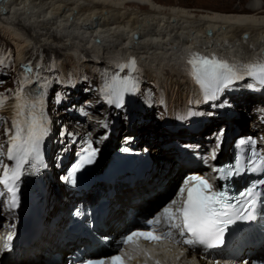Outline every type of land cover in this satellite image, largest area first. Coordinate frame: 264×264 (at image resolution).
<instances>
[{
  "label": "bare ground",
  "instance_id": "6f19581e",
  "mask_svg": "<svg viewBox=\"0 0 264 264\" xmlns=\"http://www.w3.org/2000/svg\"><path fill=\"white\" fill-rule=\"evenodd\" d=\"M0 33L16 45L18 57H22L24 51L32 44L36 49H42L41 51L45 52L65 50L68 54L66 60L70 62L71 67L70 69L66 67V60H63L61 61L63 66L56 70V75L63 84L57 91L58 101L62 103L60 105L64 109L75 105L77 107L78 103L74 97L81 94L82 80L87 74L95 76L102 73L99 69L101 65L83 60L93 57L114 63V67L111 65V69L107 72L109 80L118 71L122 76H133L138 81L133 110L139 119H144L148 115L140 111L144 102L142 97H146L145 91L149 87L144 82L146 78L150 81L154 80L158 87V95L155 97L148 95L147 99L161 109H163L162 105L166 107L169 124H179L178 127L160 124L161 119L157 115L155 119H158L159 127L157 128L139 124L138 121L130 126L129 134L137 136L135 142L138 141L139 144H145L150 148L158 147L155 152L160 153L159 168L155 178L147 183L127 187L121 185L117 188L118 194L112 199L111 212L106 221L109 226L106 232L110 234L114 231L119 232L122 226H126L125 218L128 208L149 210L153 203H159L166 196L172 182L176 183V178L182 171L195 172L192 167L180 163L177 158L178 152L174 147L160 149V145L172 139L179 140L178 137H186L188 139L183 142L196 138L197 143L206 149L215 142V137L206 139V135L211 134L208 130L225 124L227 127L224 143L219 151L220 159L227 145V132L234 129L233 123L242 125L244 130L254 128L259 132L264 131V123L260 120L262 112L255 110L254 105L258 100L263 101L264 97L253 98L247 83L241 84L242 93L239 97H232L240 117L225 118L223 122H215L211 112L204 111L200 88L189 74L183 76L180 70L181 64L188 65L187 62L193 53L207 57L216 56L229 63L247 64L264 60V6H257L254 3L247 8L237 7L229 10L190 7L182 0H0ZM133 58L137 65L145 68L147 72L143 70L139 74L128 68L120 70V65L127 64ZM23 65L27 66L26 61ZM25 66H23L24 70H26ZM161 66L169 68V71L175 72V75L162 76ZM70 70L76 74L79 81L74 90L67 85L70 81ZM34 85L37 90L34 89L32 94L34 97H39L41 94L39 89L44 88L45 82L42 78L35 79ZM8 103L11 104L9 108L12 107L13 115L15 98L9 99ZM97 103L93 108L86 110L87 122L92 118V112L96 110L115 114V109L106 102L104 96ZM61 110H58L60 117L57 118L49 144L52 149L57 147V144L58 148L62 146L61 143H66L64 146L72 144L66 130L74 131V127L70 125L71 122L75 120L82 122L81 119L71 117ZM190 110L198 113L196 116L202 127L200 133L189 132L182 127L189 122L187 115ZM74 111H77V108ZM206 117L208 120H205ZM119 120L121 125L115 129L116 133L109 135L108 142H106L108 130L104 127L97 132L95 141H105L108 147H111L116 141L121 140L122 133L125 129L127 130L129 122H126L125 114H121ZM86 121H84L85 124ZM123 127L125 129L121 130ZM185 131L187 133H184ZM101 135L103 136L100 137ZM199 136L205 139L201 141ZM99 154L102 159L103 153L99 151ZM26 174H31L29 165H25L23 181ZM52 185L54 186L51 188L52 195L48 208L53 210V213L65 210L64 198L60 195L64 191L63 188L59 186L61 192H58L56 183ZM63 193L68 194L65 191ZM0 212L8 219L13 215L11 224L16 223V212L9 211L6 202L0 207ZM63 223L64 227L66 222ZM58 224L56 228L34 243L16 244L11 251L14 263L29 264L41 259L45 252H63L65 262L66 255L70 253L66 249L71 243H65L67 239L62 232V225L60 222ZM11 233L14 235L17 233L14 225H12Z\"/></svg>",
  "mask_w": 264,
  "mask_h": 264
},
{
  "label": "snow or ice",
  "instance_id": "6c2138e0",
  "mask_svg": "<svg viewBox=\"0 0 264 264\" xmlns=\"http://www.w3.org/2000/svg\"><path fill=\"white\" fill-rule=\"evenodd\" d=\"M189 75L202 92L203 100H216L225 90H230L237 81L251 78L256 84L264 87V60L254 63H229L216 56L207 57L199 53H193L188 60ZM120 70L125 68L132 72H138L137 62L133 58L127 64L120 65ZM31 72V67L27 68ZM256 84H249L248 87L256 88ZM104 99L108 104L116 107H123L126 94H134L138 91V81L133 76L120 77L113 76L105 81L101 89ZM8 100L7 96L0 94V108H3ZM16 104L14 105V115L12 118V129H9V146L7 157L14 161L15 166L4 168L0 175V185H3L10 194L7 207L12 211L19 207L18 181L25 172V165L32 169L45 166L42 160V146L45 138L49 134L50 121L47 119L43 107V97L29 101L25 98L23 86L15 93ZM198 113L190 112L189 115ZM0 122H5L0 117ZM107 128V123L103 124ZM222 135V132L220 133ZM241 144H255L251 138L248 141H241ZM219 147V144L217 145ZM3 146H0V155H3ZM128 151L127 148L123 149ZM97 154V149L93 148L91 142L88 144L86 154L72 169L71 183H75L74 174L85 164H91ZM215 158V152L212 153ZM219 174L221 180H229L234 176H240L245 172H252L261 175L262 178L255 181L250 187L240 194L239 198L229 195L227 187L220 190H213V186L207 179L200 175L186 176L177 189V197L181 199V205L175 210L173 205L177 204V199L173 198L152 218L146 219L144 223L147 229H135L125 234L119 241V247L129 243H137L139 239L146 241H159L161 239H175L173 230H178L181 239H175V243H183L192 247L202 246L204 249L218 248L224 243V235L230 225L237 221H255L258 218L264 219V212L259 211L264 205V155L256 152L253 148L251 157L248 160L238 158L235 164L214 169ZM190 181H195L193 187H188ZM187 196L184 198V193ZM3 196V193H0ZM235 201V202H234ZM79 214V213H77ZM168 222V230L157 234L156 226L160 223L161 216ZM14 233H9L6 237L5 245L7 250L11 248V241ZM110 259L112 264H126L122 255L117 252L108 258L88 260L85 264H106ZM159 264V261L156 262Z\"/></svg>",
  "mask_w": 264,
  "mask_h": 264
},
{
  "label": "rangeland",
  "instance_id": "374dc122",
  "mask_svg": "<svg viewBox=\"0 0 264 264\" xmlns=\"http://www.w3.org/2000/svg\"><path fill=\"white\" fill-rule=\"evenodd\" d=\"M182 1L188 4L190 7H197V8L201 7V8H206V9L223 8V9H229V10L233 9L234 10L237 7H240L243 9V8H247L248 6L254 3L257 6H264V0H182ZM41 50L36 49L34 44H32L28 46V48L24 51V54L22 57H18V49L16 45L10 39H8L3 33H0V94H3L4 96L8 97V100L6 104L4 105V107L0 108V117H3L5 121V122H0V139H1L0 144L3 146V149H2L3 155L6 154V150L9 146L8 130L11 129L14 132V129H12V118L14 114L12 115V107L9 108L11 104L8 102H9V99L15 98L16 91L22 86L24 88V95L27 100L32 101V100H36L40 98L41 96L43 97L44 111L46 112L47 119L50 121V124L48 125L50 131L46 137L48 144H50L51 136L53 134L52 132L55 129L56 121H58L57 118L60 117V114L58 112L59 109L60 110L62 109L61 110L62 112L65 111V113H67L71 117H76L77 119H81L80 116L75 115L74 114L75 112L70 111L69 108L64 109L63 106L60 105L62 103L58 101L59 93L57 91H58L59 86L63 84L61 83L60 81L61 79H59L58 75H56V70H58L57 69L58 67L60 68L61 66H63L61 64V61L66 60L68 58L67 57L68 54L65 52V50L64 51L60 50L58 52L57 51L45 52ZM80 58L82 59L83 57H80ZM83 60L87 62H93L94 64L96 63L98 64V66L101 65V68H102V69L99 68L100 70H102V73L97 74L95 76H91L90 74H87L83 78L82 80L83 85L81 87L82 89L80 90L81 94H78L77 96L74 97L76 103H78L77 107L75 105L74 110L76 108L77 109L82 108L83 110L86 111L88 108H91V107L93 108L94 104L97 105L98 104L97 101L100 102V100L103 98L104 93H102L101 89L104 87L105 81L109 80L107 76V72L108 70L111 69V65L112 67H114V63L108 62L107 60L101 61L100 59L93 58V57H91V59L87 58ZM25 61L27 63V66L31 67V72L24 70L23 66L25 65L23 64L25 63ZM181 61H183V59ZM66 64H67L66 67L70 69L71 67L70 62L66 60ZM183 64H181L180 70H182V74L183 76H185L189 74V66L186 64L184 65ZM137 67L139 69L138 71L139 74L143 70L147 72L145 68L140 67L138 65ZM161 67L162 68H160V71H162L161 72L162 76H165L168 74L175 75V72L169 71V68H166V67L164 68V66H161ZM147 70L150 71V69H147ZM70 72H71L70 81L68 82L69 84L67 85L70 86V89L74 90L76 88L75 85H77L79 81H78V77L76 76V74L72 70H70ZM143 74L145 75L144 72ZM39 78L43 79V81L45 82V86L44 88L39 89L41 91L40 96L34 97L32 94V91L37 90V87L35 88V85H34V80L35 79L39 80ZM144 82L147 85H149V87H147L145 91L146 97L144 96L142 97L144 99V102L141 106L142 108L140 109V111L148 115L144 119H139V117L137 116V113H135L133 110L132 112L136 116L135 121H138V123L142 125H146V126L151 125L157 128L159 127L157 123L158 119L157 120L155 119H156V116L159 115L158 118L160 117L161 119L159 121L160 124L165 123L169 127H173V126L178 127L179 126L178 123L169 124V122H167L168 115H167L166 107L162 105L163 109H161V107L159 108L157 104H152L153 101H149L147 99L148 95H153L154 97L155 95H158V87L156 85V82L154 80L150 81L149 79H146V78ZM256 97H259V96L256 95ZM253 98H255V95ZM111 107L114 108L112 104H111ZM190 112H192V110H190L189 113ZM113 114L114 112H110V114H107L105 112L103 113L99 110H96L92 112L93 116L90 119V121L88 122L86 121L87 119L86 118L87 116H86L85 118L81 119L82 122L80 124H76V122L78 121L75 120V122H71L70 125L74 127L73 129L74 131L82 132V134L90 131V134H91L90 137H91L92 142L95 144V146H99L100 151L103 153V155H105L107 147H108L107 143L105 141L104 142H100V141L94 142V140L96 138L97 132L103 129V124L106 123V120L109 119L111 122ZM121 114H124V112L120 111V116ZM187 118H190L189 114L187 115ZM130 119L131 118H130V113H129L128 117L126 116V122H129ZM84 121H86V124ZM155 128H153V130ZM124 129H125L124 127L123 129L121 128V130H124ZM123 134H125L124 131L122 135ZM136 137L137 136H135V138ZM180 138L181 137H178L177 139L180 140ZM199 138L201 141L205 139V137L203 136H199ZM2 159H4V162H9L8 158L4 156L2 157ZM18 218L19 217L17 216L16 223L14 222L15 224H12L15 226L17 233L19 230Z\"/></svg>",
  "mask_w": 264,
  "mask_h": 264
},
{
  "label": "water",
  "instance_id": "95a60500",
  "mask_svg": "<svg viewBox=\"0 0 264 264\" xmlns=\"http://www.w3.org/2000/svg\"><path fill=\"white\" fill-rule=\"evenodd\" d=\"M137 38H139V36H137ZM32 242H30L29 244H31ZM29 244H26V245H29Z\"/></svg>",
  "mask_w": 264,
  "mask_h": 264
}]
</instances>
